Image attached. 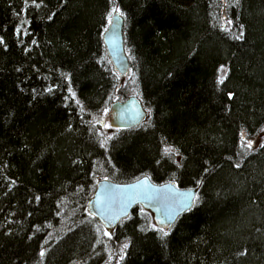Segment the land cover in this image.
I'll return each instance as SVG.
<instances>
[{
    "label": "trees",
    "instance_id": "trees-1",
    "mask_svg": "<svg viewBox=\"0 0 264 264\" xmlns=\"http://www.w3.org/2000/svg\"><path fill=\"white\" fill-rule=\"evenodd\" d=\"M114 10L125 77L102 40ZM131 95L145 120L104 138ZM262 126L264 0H0V264H102L87 201L142 175L198 191L168 230L136 205L117 264H264V139L241 145Z\"/></svg>",
    "mask_w": 264,
    "mask_h": 264
},
{
    "label": "water",
    "instance_id": "water-1",
    "mask_svg": "<svg viewBox=\"0 0 264 264\" xmlns=\"http://www.w3.org/2000/svg\"><path fill=\"white\" fill-rule=\"evenodd\" d=\"M107 56L115 73L125 77L129 71L123 39V18L116 10L102 34ZM146 111L138 98L131 95L123 101H114L108 110V120L113 128L133 127L146 118ZM197 194V187H179L174 181L155 183L147 175L127 182L100 179L86 204L89 215L108 230H113L132 209L139 205L151 213L153 224L168 230L176 219L192 207L193 201L186 199L189 192ZM196 197V196H195ZM191 204V207H185ZM171 215L173 218L168 219Z\"/></svg>",
    "mask_w": 264,
    "mask_h": 264
},
{
    "label": "rangeland",
    "instance_id": "rangeland-1",
    "mask_svg": "<svg viewBox=\"0 0 264 264\" xmlns=\"http://www.w3.org/2000/svg\"><path fill=\"white\" fill-rule=\"evenodd\" d=\"M221 70L222 72H224V68H222ZM98 124L99 126H102L103 124V128L100 130V133L103 135L104 138H108L112 134L113 128H111L107 123V114L106 116H104V118L99 120ZM263 139H264V126H262L257 132L251 135L242 134L241 145L245 150L251 149L254 148ZM150 217H151V213H150ZM112 232L113 230L105 229L101 225L99 226L97 231V237L100 239L102 236H104L106 241V247H105L106 255L102 264H117L120 258L122 257L125 246L127 244L126 241H118L115 243L108 241V238L112 235Z\"/></svg>",
    "mask_w": 264,
    "mask_h": 264
},
{
    "label": "snow or ice",
    "instance_id": "snow-or-ice-1",
    "mask_svg": "<svg viewBox=\"0 0 264 264\" xmlns=\"http://www.w3.org/2000/svg\"><path fill=\"white\" fill-rule=\"evenodd\" d=\"M237 38H239V37H237ZM220 83H223V77L221 78ZM195 196H196V194H195L194 192H191V191H190V192L187 194L186 199H187L188 201H193V200L195 199ZM185 207H191V204H186ZM172 218H173V217H172L171 215L168 216V219H169V220H171ZM164 234L167 235V233H164Z\"/></svg>",
    "mask_w": 264,
    "mask_h": 264
},
{
    "label": "bare ground",
    "instance_id": "bare-ground-1",
    "mask_svg": "<svg viewBox=\"0 0 264 264\" xmlns=\"http://www.w3.org/2000/svg\"><path fill=\"white\" fill-rule=\"evenodd\" d=\"M114 11H116V10H114ZM114 11H113V12H114ZM113 12H112V13H113ZM111 16H112V15H111ZM110 19H111V18H110ZM109 22H110V21H109ZM108 24H109V23H108ZM107 26H108V25H107ZM106 28H107V27H106ZM106 28H105V29H106ZM105 29H104V31H105ZM104 31H103V33H104ZM103 33H102V34H103ZM111 65H112V64H111ZM128 72H129V71H128ZM119 77H120V76H119ZM111 104H112V103H111ZM109 107H110V106H109ZM108 110H109V108H108ZM146 114H147V113H146ZM107 115H108V111H107ZM146 116H147V115H146ZM107 123H108V125L110 126V123H109V120H108V116H107ZM110 127H111V126H110ZM111 128H113V127H111ZM117 129H119V128H113V130H117ZM101 226H102V225H101Z\"/></svg>",
    "mask_w": 264,
    "mask_h": 264
}]
</instances>
